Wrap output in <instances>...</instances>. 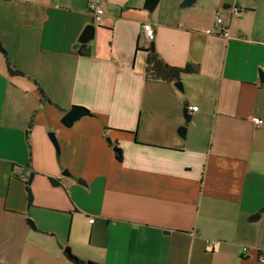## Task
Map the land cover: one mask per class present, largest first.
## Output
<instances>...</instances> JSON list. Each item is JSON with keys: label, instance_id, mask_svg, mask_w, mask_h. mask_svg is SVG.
Returning a JSON list of instances; mask_svg holds the SVG:
<instances>
[{"label": "crops", "instance_id": "1", "mask_svg": "<svg viewBox=\"0 0 264 264\" xmlns=\"http://www.w3.org/2000/svg\"><path fill=\"white\" fill-rule=\"evenodd\" d=\"M180 2L0 0V264H264V0Z\"/></svg>", "mask_w": 264, "mask_h": 264}, {"label": "water", "instance_id": "2", "mask_svg": "<svg viewBox=\"0 0 264 264\" xmlns=\"http://www.w3.org/2000/svg\"><path fill=\"white\" fill-rule=\"evenodd\" d=\"M158 0H144V4H143V7L147 10H153L156 6V3H157ZM195 0H181L180 2V6H183V7H187V6H190L191 4L194 3ZM94 37V25L93 24H89V25H85L82 33L80 34L79 36V42H82V43H85L87 41H90L92 40ZM0 52H5V49L3 48L1 42H0ZM259 79L260 80H263L264 78V74L260 71L259 72ZM174 85L181 90H183V86H182V83L180 81V79L174 81ZM184 112H185V121H188L190 119V114L187 113V110L184 109ZM89 112L84 108V107H80V106H72L71 108H69L67 110V112L64 114L63 118H61V122L64 124V125H71L76 119L80 118L82 115H87ZM180 132H184V127H181L180 128ZM47 136L49 137V139L51 140V142L53 143V146L56 148L55 150L58 151L59 149V144H58V141L56 139V137L54 136L53 134V131H49L47 133ZM106 140L108 142H110V139L109 138H106ZM113 149L116 151H118L116 145L113 146ZM67 172V170H66ZM65 173V171L63 172ZM32 176L33 174H30V179L27 181V186H26V190H27V197H28V202H30L31 200V190L29 188V183H30V180L32 179ZM79 181H83L82 179H79ZM257 218L258 215H252L251 218ZM28 222H30V224L32 226H34V222L31 220V219H27ZM65 251V254L73 259V260H76V257L73 256L70 251L66 248L64 249ZM86 264H91L90 262H87Z\"/></svg>", "mask_w": 264, "mask_h": 264}, {"label": "trees", "instance_id": "3", "mask_svg": "<svg viewBox=\"0 0 264 264\" xmlns=\"http://www.w3.org/2000/svg\"><path fill=\"white\" fill-rule=\"evenodd\" d=\"M146 51H147V58L145 60L146 61V66H145L146 74L145 75L151 79L165 80L167 82H172V81L178 80L179 75H182L183 73H189L193 69L188 64H186V66L183 68L169 66V65L165 64V62L160 59L157 52L155 51L154 44L152 42L149 44ZM6 64L8 66V71L10 73H16V74L21 73L19 70L13 69L9 65L7 59H6ZM117 149H118V151L115 152V156L117 159H120L121 158V154L119 152L120 149L119 148H117ZM50 179H51L50 181H52V184H55V180L52 178H50ZM73 261H76L79 264H81V262L77 258H76V260H73Z\"/></svg>", "mask_w": 264, "mask_h": 264}, {"label": "built area", "instance_id": "4", "mask_svg": "<svg viewBox=\"0 0 264 264\" xmlns=\"http://www.w3.org/2000/svg\"><path fill=\"white\" fill-rule=\"evenodd\" d=\"M88 10L89 12L93 15L94 17V20L99 22L103 16V8L96 2H90L88 4ZM240 13V9L236 6H234L232 8V16H236ZM216 22L217 24H219V29L217 30V34L218 35H221L223 37H226V38H230V35H229V23L225 22L222 17H217L216 18ZM151 24L149 23H143V25L141 26V30H142V33L144 34V36L148 39H150V41L153 40L154 38V31L153 29L151 28ZM187 110L189 112H192V111H196V107L195 106H189L187 107ZM249 120L252 121L254 123V125H262L264 124V119L256 116V115H252L250 114L248 116ZM92 218L89 219L90 222H92ZM242 253H244L246 250H247V247H243L242 249ZM258 260L261 261V262H264V248L263 249H260L258 250Z\"/></svg>", "mask_w": 264, "mask_h": 264}, {"label": "rangeland", "instance_id": "5", "mask_svg": "<svg viewBox=\"0 0 264 264\" xmlns=\"http://www.w3.org/2000/svg\"><path fill=\"white\" fill-rule=\"evenodd\" d=\"M2 44V43H1ZM3 46V45H2ZM3 48L5 49V47L3 46Z\"/></svg>", "mask_w": 264, "mask_h": 264}]
</instances>
